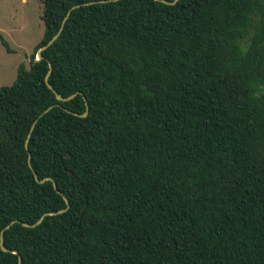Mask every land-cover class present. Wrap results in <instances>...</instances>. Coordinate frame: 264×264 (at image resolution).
I'll list each match as a JSON object with an SVG mask.
<instances>
[{"label":"trees","instance_id":"obj_1","mask_svg":"<svg viewBox=\"0 0 264 264\" xmlns=\"http://www.w3.org/2000/svg\"><path fill=\"white\" fill-rule=\"evenodd\" d=\"M174 1L42 0L0 88V264H264V0Z\"/></svg>","mask_w":264,"mask_h":264},{"label":"rangeland","instance_id":"obj_2","mask_svg":"<svg viewBox=\"0 0 264 264\" xmlns=\"http://www.w3.org/2000/svg\"><path fill=\"white\" fill-rule=\"evenodd\" d=\"M42 8V0H0V34L11 49L0 42V88L14 82L20 63L29 68L44 31Z\"/></svg>","mask_w":264,"mask_h":264},{"label":"water","instance_id":"obj_3","mask_svg":"<svg viewBox=\"0 0 264 264\" xmlns=\"http://www.w3.org/2000/svg\"><path fill=\"white\" fill-rule=\"evenodd\" d=\"M113 1H118V0H113ZM176 1H177V0H175L173 3H175ZM105 2H108V1H100V3H105ZM163 2H164V3H168V2H166V1H163ZM92 3H95V2H88V3H86V4H92ZM173 3H172V4H173ZM76 7H78V6H73L71 9H74V8H76ZM69 14H70V10L66 13V16L64 17V19H63V21H62V23H61V26H60L59 30L57 31V33L55 34V36H54L52 39H50V40H49L44 46H42V47L37 51V54H36V60L41 59V58H42V56H41V52L44 51L45 49H47L48 47H50V46H51V45L57 40V38L59 37L61 31L63 30L64 24H65V22L67 21V18H68V16H69ZM50 72H51V65H49V71H48V73H47L46 76H45V82H46L47 87H48L49 89H51V90L55 93V91L53 90V88L51 87V85L47 82V79H48V76L50 75ZM55 95H56L57 100H58V101H62V102L69 101V100L73 99V98L76 96V94H72V95H70V96H68V97H66V98H62L60 95H58V94H56V93H55ZM83 100H84V103H85V111H84V113H82V114H76V113H73L74 115H76V116H78V117H81V118H85V117H87V116H88V113H89V107H88L87 101H86V99H85L84 97H83ZM50 109H51V107L47 108L43 113H47ZM33 127H34V124H33V126L31 127V129H30V131H29V134H28V136H27V139H26V141H25L26 149L28 148L27 145H28V142H29V139H30V136H31L32 130H33ZM69 157H70V155L67 154V158H69ZM36 180H37V178H36ZM45 180H51V179H50V178H46ZM43 181H44V180L39 181V182L42 183ZM52 185H53V188H54L58 193H60V191L57 189V187H56V185H55L54 182H52ZM63 199H64V201H65V203H66V208H65V209H63V210H59V211L56 212V213L49 212V213H46L45 215H55V214H60V213H62V212H64V211H66V210L69 208V204H68L67 199H66L64 196H63ZM45 215H43V216H42V217H41L36 223H34V224H32V225H31V224H27V223H22V225H23L24 227H29V228L36 227L38 224L41 223V221L43 220V218H44ZM13 223H15V221H12L8 226H6V227L0 232V248H1V250L4 251V252H11V253H13V254H17L16 251L8 250V249L5 248L4 245H3V232H4L5 229H7V228H8L11 224H13ZM18 264H22V263H21V258H20V256L18 257Z\"/></svg>","mask_w":264,"mask_h":264},{"label":"crops","instance_id":"obj_4","mask_svg":"<svg viewBox=\"0 0 264 264\" xmlns=\"http://www.w3.org/2000/svg\"><path fill=\"white\" fill-rule=\"evenodd\" d=\"M39 43V42H38Z\"/></svg>","mask_w":264,"mask_h":264}]
</instances>
